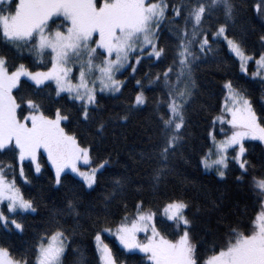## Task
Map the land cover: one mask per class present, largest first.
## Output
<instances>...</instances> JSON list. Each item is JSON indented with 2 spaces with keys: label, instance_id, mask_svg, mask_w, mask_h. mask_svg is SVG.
I'll return each mask as SVG.
<instances>
[{
  "label": "snow or ice",
  "instance_id": "obj_1",
  "mask_svg": "<svg viewBox=\"0 0 264 264\" xmlns=\"http://www.w3.org/2000/svg\"><path fill=\"white\" fill-rule=\"evenodd\" d=\"M254 8L264 16V0H259ZM219 10L225 18L214 21ZM234 10L231 0H0V39L17 49L28 47L38 57L47 52L51 65L47 71H31L23 63L9 65L7 57L0 54V157L15 161L0 159V205L3 206L0 226L7 229L11 225L23 231L24 225L15 217L36 211L33 201L25 199L16 185L17 167L19 175L24 176L25 160L34 164L35 172L39 173L40 156L42 152L47 153L55 168L57 185L61 184L62 173L71 169L84 178L88 188L97 184V173L109 163L104 160L97 167H91L93 147L82 145L76 134L66 130L65 122L70 119L66 110L57 107L51 115L46 114L42 103L28 95L27 89L39 95L52 86L49 82L54 83L56 96L64 98L61 94L66 93L74 104L78 102L82 120L90 122L93 117L89 108L98 106L97 93H116L124 87V82L117 78L123 69L133 61L140 65L145 58L161 62L167 59L168 49L161 43V25L171 26L169 30L178 40L174 58L165 71L155 75L157 81L163 77L168 89L167 99L163 101L167 112L159 117L163 142L156 153L158 165L152 173L155 188L171 171L169 156L184 141L182 130L186 131L188 110L195 103L197 93L194 73L198 62L215 52V45L223 41L240 59L242 71L247 72L246 61H254L259 69H264V54L258 59L247 55L242 38L230 32ZM61 18L58 24L57 19ZM260 39L264 41V35ZM74 68L78 72L76 82H73ZM131 71L135 73L136 67L132 66ZM252 75L264 81L261 71ZM136 83L143 87L140 80ZM225 87L228 98L212 124L219 123L221 132L224 126H230L231 134L225 133L224 139L217 141L215 132L210 133L212 147L202 162L206 168L215 167L223 178L231 160L239 165L242 176L238 179H242L251 174L250 170H255V164L248 159L250 153L245 142L264 143V103L260 104L258 115L249 95L235 88L231 80ZM146 103L147 97L141 90L135 96L133 107ZM121 119L127 121L129 115ZM96 132L103 137L106 124L99 122ZM213 156L215 159L210 161ZM81 164L89 170L81 171ZM252 183L261 201V210L250 226L229 224L224 242L216 244L207 259L193 242V220L188 215L190 203L183 198L172 199L163 208L166 219L161 223L175 229L171 238L163 228L157 227V213L146 210L145 201L139 197L133 204L134 211L121 218L114 234L129 260L137 253H144L150 264H264V178L253 177ZM123 188V181H115L114 190L105 200L123 197ZM142 190L137 188L138 192ZM123 207L127 212V204ZM67 212L80 216L73 200L67 202ZM103 223H110L107 216L103 217ZM112 231L111 227L100 229V232ZM75 232L76 228L66 229L54 219L53 227L34 246L35 264H62L71 243L70 235ZM140 233L146 234L144 241L138 238ZM95 239L102 264H122L112 248L103 243L99 232ZM0 264H30V261L25 255L14 259L8 248L0 247Z\"/></svg>",
  "mask_w": 264,
  "mask_h": 264
},
{
  "label": "trees",
  "instance_id": "obj_2",
  "mask_svg": "<svg viewBox=\"0 0 264 264\" xmlns=\"http://www.w3.org/2000/svg\"><path fill=\"white\" fill-rule=\"evenodd\" d=\"M231 2L235 10L234 24L230 25L229 30L236 37L242 38L247 55L258 58L264 54V41L260 39L264 35V21L254 8L259 0ZM217 18H225L222 10L216 12L214 21ZM170 27H161V43L168 49L167 59L161 62L145 58L134 74L130 71L125 73L123 78L126 80L120 94H98V106L89 108L93 117L90 122L82 120L78 102L74 104L65 94L61 95L64 98L56 96L54 84L51 83L52 86L39 95H35L33 89L26 90L28 95L42 103L46 114L51 115L57 107L66 110L70 116L69 121L65 122L66 130L76 134L82 145H92L93 166L97 167L104 160L109 163L97 174V184L93 188H88L71 173L63 174L61 184L57 185L55 172L44 153L40 156L41 172L36 173L34 164L28 160L23 164L24 176L19 175L17 167L16 185L25 199L33 201L36 211L15 217L24 225L23 231L11 225L7 229L0 226V247L8 248L14 259L25 255L30 264H35L34 246L38 238L53 227V220L56 219L66 229L76 228V232L70 235L71 243L62 264H101L95 239L98 232L122 264H147L145 256L140 253L129 260L126 250L114 236L100 232L104 227H116L124 215L133 212V204L138 197L145 201L146 210L151 209L157 213V227L163 228L170 238L175 229L161 223L162 219H166L162 215L164 206L178 197L189 201L188 215L193 220L191 235L205 259L212 254L210 250L216 244L224 242L229 224L233 227L238 223L250 226L258 215L261 201L252 178H264L263 144L256 141L245 142L250 153L248 159L255 164V170H250L251 174L242 179H238L242 176L239 165L231 160L224 178L205 171L202 164L204 154L212 147L209 134L215 131L217 138L223 137L219 132V123L213 126L212 121L223 111L225 84L228 80L253 99L258 115L260 104L264 103V81L244 75L239 60L223 41L215 45V52L198 62L199 67L194 73L197 93L195 103L188 110L186 131L182 130L184 141L175 154L169 156V174L157 187L152 186L153 169L158 165L156 153L163 142L159 117L167 112L163 101L167 99L168 91L163 77L157 81L155 75L172 64L178 43L177 36L169 30ZM0 54L7 57L9 65L23 63L31 71H44L51 66L47 52L38 57L28 47L17 49L2 39ZM137 80L142 82V88L137 85ZM141 90L147 97V103L141 107H133L135 96ZM125 114L129 115L127 121L121 119ZM99 122L106 124L103 137L96 132ZM0 159L15 163L10 157ZM117 180L124 182L123 197L118 195L115 199L106 201L105 197L114 190ZM137 188L143 190L138 192ZM69 200L77 203L79 217L68 214ZM123 204H127V212ZM104 216L110 221L107 225L103 223ZM241 230L246 231L245 228Z\"/></svg>",
  "mask_w": 264,
  "mask_h": 264
},
{
  "label": "rangeland",
  "instance_id": "obj_3",
  "mask_svg": "<svg viewBox=\"0 0 264 264\" xmlns=\"http://www.w3.org/2000/svg\"><path fill=\"white\" fill-rule=\"evenodd\" d=\"M261 18H262V20L264 21V16H262L261 15ZM62 19V18H61ZM62 22V20H60V19H57V23L59 24V23H61ZM161 27H162V25H161ZM231 52V51H230ZM232 53V52H231ZM234 56H235V54L234 53H232ZM236 57V56H235ZM254 57V56H253ZM256 58V57H255ZM259 58V57H258ZM258 58H256V59H258ZM237 59L239 60V62H240V65H241V61H240V59L237 57ZM132 66H135L136 67V70H137V68L139 67V65H135V62L133 61L132 62V64H130L129 66H127L125 69H123L122 70V74H118L117 75V78L118 79H120V80H122L124 83H125V80L126 79H124L123 78V76L125 75V73L126 72H128V71H130V73H132V74H134L132 71H131V67ZM246 66H247V72H244V71H242V69H241V72L244 74V75H247V76H250V77H252V78H254V79H261V77L260 76H253L252 75V73H254V72H257V71H261L262 73H264V69H259L258 68V66H257V64L254 62V61H246ZM77 67H78V65H77ZM44 71H47V70H44ZM72 75H73V77H74V80H73V82H76V80L78 79V72L76 71V68H74L73 69V73H72ZM22 79H26V78H22ZM49 83H52V82H49ZM52 84H54V83H52ZM55 85V84H54ZM122 90V89H121ZM225 90H226V98H225V101H226V99L228 98V89L225 87ZM121 92V91H120ZM120 92H116V93H112V92H107V91H105V92H103V93H100V92H98L97 93V95L98 94H109V95H118V94H120ZM65 95H67L66 93H64ZM64 94H61V95H64ZM225 101H224V104H225ZM224 107V106H223ZM220 125V124H219ZM221 126V125H220ZM215 132V131H214ZM221 134H223V137L222 138H217V136H216V139H217V141H219V140H222V139H224V136H225V133H227L228 135H230L231 134V132H230V126H224V131L223 132H221V131H219ZM216 134V133H215ZM247 142V141H246ZM256 142H260V141H256ZM261 144H263L264 145V143H262V142H260ZM231 149H229V152H228V155H229V157H231L232 155H231ZM42 153H44V152H42ZM45 155H46V157H47V153H44ZM211 159H215V157L213 156V157H211L210 158V161H211ZM47 160H48V158H47ZM26 161V160H25ZM210 161H209V163H210ZM48 162H49V164H50V166L52 167V169L54 170V172H55V168H54V166L51 164V162L48 160ZM202 164H203V167H204V169H205V171H207V172H209V173H215V174H217L218 175V173H217V170H216V168L215 167H205V165H204V163L202 162ZM35 166V165H34ZM79 167L81 168V171H88L89 170V168H88V166H85V165H83V164H81V165H79ZM91 167H95V166H93V164L91 165ZM42 169V168H41ZM102 170V169H101ZM100 170V171H101ZM41 172V171H40ZM65 173H71V174H73L74 176H76L77 178H79V179H81L85 184H86V182H85V180H84V178L83 177H81V176H79L77 173H75V172H72L71 171V169H66L65 171H64V173H62V175L63 174H65ZM99 173V172H98ZM97 173V174H98ZM225 173H226V171H225ZM61 175V176H62ZM219 176V175H218ZM220 177V176H219ZM225 177V176H224ZM223 177V178H224ZM220 178H222V177H220ZM87 185V184H86ZM95 186V185H94ZM93 186V187H94ZM7 202H5V204H6ZM0 207H3L2 205H0ZM5 214L6 215H8V213H7V211L5 210ZM162 215H163V210H162ZM156 218H157V216H156ZM113 229V231L111 232V233H109V232H104L105 234H108V235H111V236H114L117 240H118V238L116 237V235L114 234L115 233V227L114 228H112ZM101 235V239H102V241H103V243H105V241H104V239H103V237H102V234H100ZM145 237H146V234L145 233H140L139 234V239L141 240V241H144L145 240ZM119 241V240H118ZM120 243V242H119ZM106 244V243H105ZM121 245V244H120ZM96 246H97V250H98V242L96 241ZM122 247H123V245H121ZM66 253V252H65ZM98 254H99V257H100V253H99V251H98ZM140 254H143L144 256H145V259H146V254H144V253H140ZM62 260H63V258H62ZM101 261V260H100ZM146 263L147 264H150V262L149 261H147V259H146ZM101 264H102V261H101Z\"/></svg>",
  "mask_w": 264,
  "mask_h": 264
}]
</instances>
